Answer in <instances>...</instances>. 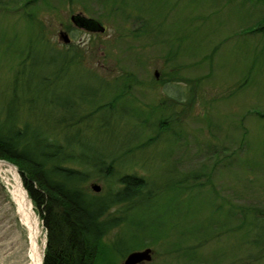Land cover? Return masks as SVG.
<instances>
[{
  "label": "rangeland",
  "instance_id": "obj_1",
  "mask_svg": "<svg viewBox=\"0 0 264 264\" xmlns=\"http://www.w3.org/2000/svg\"><path fill=\"white\" fill-rule=\"evenodd\" d=\"M40 2L37 7L29 8L42 19L51 41L57 45L63 43L59 31H65L68 42L84 48V62L100 73L107 76L130 73L132 104L144 111L152 110L149 122L139 129L143 136L154 132L156 125L152 121L156 115L178 114L180 121L174 125L177 133L161 131L170 141L161 139L131 160L141 165L151 180L147 184L148 193L160 192L154 206L173 198L172 192L165 191L166 186L187 185L205 192L195 197L200 204L207 201L210 191L215 204L227 198L225 207L240 204L244 208L251 205L264 208V116L256 113L264 110V30H250V25L264 14V0H139L146 11L127 9L128 17L106 15L104 12L110 4L103 8L97 0ZM83 4L97 12L84 9ZM73 13L101 19L104 30L74 24L69 17ZM23 26L26 23L22 11H0V29L5 28L9 35L19 32L24 37L21 43L26 38ZM14 56L0 49L3 99L8 87L5 78H9L15 67ZM170 75L181 80H168ZM73 76L95 85V79L87 73L81 74V78L77 73ZM58 95L61 97L63 92ZM42 104L40 100L32 104L33 115L29 117L32 121L42 119L37 111ZM122 114L117 108L111 120L114 128L122 121ZM124 123L120 130L122 137L129 135L131 128H126L131 123L129 120ZM142 135L134 141L142 140ZM106 136L98 128L91 133L92 139L97 138V146H105ZM174 137L175 145L171 143ZM141 168L137 167V171L143 173ZM7 175L0 170V264H24L27 231L18 218L9 192L10 183L5 179ZM179 179L184 183H174ZM91 183L100 186L97 192L102 190L101 180L91 178L88 184ZM31 206L34 211L32 202ZM207 209L204 207L198 214H207ZM34 213L45 238L41 220ZM133 219L134 223L136 216ZM238 221L234 216L229 219L230 225ZM247 227L242 224L234 232H220L202 241L196 246L201 261L192 264H264V250L259 254L253 251V246L252 250L245 249L250 247L249 243L244 245ZM118 232L135 246L131 250L145 246L152 249L151 259L139 264H191L174 253H167L160 239L149 240L133 225H123ZM168 238L175 239V233ZM125 255L112 254L113 264H120Z\"/></svg>",
  "mask_w": 264,
  "mask_h": 264
},
{
  "label": "trees",
  "instance_id": "obj_2",
  "mask_svg": "<svg viewBox=\"0 0 264 264\" xmlns=\"http://www.w3.org/2000/svg\"><path fill=\"white\" fill-rule=\"evenodd\" d=\"M40 1L0 0L1 12L22 11L26 23L23 43L24 37L19 32L9 35L5 28L0 29L1 51L15 55V67L5 78L8 87L4 99L0 96V158L16 165L45 230L42 264H113L112 254L123 256L135 247L118 232L123 225L135 226L151 241L160 239L167 253L192 264L201 261L196 246L202 241L247 224L244 245L249 243L250 247L245 249L252 250L253 246V251L260 254L264 250V208L230 203L225 207L227 198L215 204L210 191L207 201L200 204L195 197L205 192L187 185L166 186L165 191L172 192L174 199L154 206L160 192L148 193L147 184L151 180L141 165L131 160L161 139L170 141L161 131L176 132L178 114L171 112L162 117L155 112L154 132L143 136L139 129L149 122L152 110L144 111L132 104L130 73L104 75L84 62L83 47L51 41L44 22L32 9ZM97 1L103 8L110 4L106 15L128 17L127 9H147L140 6L139 0ZM83 7L91 11L84 4ZM250 30H264V14L250 25ZM76 73L79 78L87 73L95 79V85L74 79ZM169 79L181 80L175 75ZM64 95L68 98L62 99ZM75 96L79 97L77 101ZM36 100L43 103L37 108L42 119L32 121L29 117ZM117 108L123 111L122 121L114 128L111 120ZM256 113L264 116V110ZM126 120L131 122L126 127H131L130 133L122 137L120 130ZM97 128L107 135L105 146H97V138H91ZM141 135L142 140L134 141ZM173 142L175 137L171 141L175 145ZM91 178L103 182L101 191L91 189L88 184ZM179 181L184 183L183 179L174 183ZM204 207L208 208L207 214H198ZM232 216L239 218L237 224L230 225ZM171 233H175V239L168 238Z\"/></svg>",
  "mask_w": 264,
  "mask_h": 264
},
{
  "label": "bare ground",
  "instance_id": "obj_3",
  "mask_svg": "<svg viewBox=\"0 0 264 264\" xmlns=\"http://www.w3.org/2000/svg\"><path fill=\"white\" fill-rule=\"evenodd\" d=\"M0 170L8 174L5 179L10 183L9 192L15 202L18 218L27 231V259L24 264H42L45 238L41 234L38 219L15 171V166L0 159Z\"/></svg>",
  "mask_w": 264,
  "mask_h": 264
},
{
  "label": "water",
  "instance_id": "obj_4",
  "mask_svg": "<svg viewBox=\"0 0 264 264\" xmlns=\"http://www.w3.org/2000/svg\"><path fill=\"white\" fill-rule=\"evenodd\" d=\"M70 20L79 26H85L92 30L103 31L104 26L100 22L92 17H86L77 13L70 14ZM59 35L63 42L69 41V36L65 31H59ZM156 75V72H155ZM90 187L93 190H99L100 186L97 183H91ZM152 249L149 246H145L141 249L130 250L126 253L123 261L120 264H138L151 259Z\"/></svg>",
  "mask_w": 264,
  "mask_h": 264
}]
</instances>
